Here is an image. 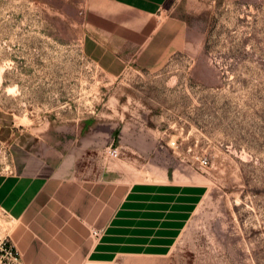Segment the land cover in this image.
<instances>
[{
    "label": "rangeland",
    "instance_id": "rangeland-1",
    "mask_svg": "<svg viewBox=\"0 0 264 264\" xmlns=\"http://www.w3.org/2000/svg\"><path fill=\"white\" fill-rule=\"evenodd\" d=\"M93 1L0 0V168L21 130L126 183H199L180 261L264 264V0H168L182 48L117 76L81 51ZM12 223L0 211V237Z\"/></svg>",
    "mask_w": 264,
    "mask_h": 264
},
{
    "label": "crops",
    "instance_id": "crops-1",
    "mask_svg": "<svg viewBox=\"0 0 264 264\" xmlns=\"http://www.w3.org/2000/svg\"><path fill=\"white\" fill-rule=\"evenodd\" d=\"M91 3L81 51L109 76L150 68L183 46L168 0ZM17 132L10 166L0 168V211L13 221L8 236L23 264H186L178 243L201 184L126 183L100 154L52 156Z\"/></svg>",
    "mask_w": 264,
    "mask_h": 264
},
{
    "label": "built area",
    "instance_id": "built-area-1",
    "mask_svg": "<svg viewBox=\"0 0 264 264\" xmlns=\"http://www.w3.org/2000/svg\"><path fill=\"white\" fill-rule=\"evenodd\" d=\"M170 144H175L173 139L170 140ZM103 152L105 156L109 158H117L119 154L117 146L111 143L105 145ZM195 158L202 166L207 163L205 155H195ZM92 234H96V231L92 230ZM0 264H23L14 244L10 240L9 236L6 235L0 237Z\"/></svg>",
    "mask_w": 264,
    "mask_h": 264
}]
</instances>
